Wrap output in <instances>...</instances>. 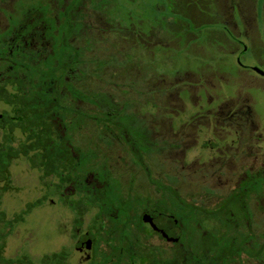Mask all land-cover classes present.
Returning <instances> with one entry per match:
<instances>
[{
	"label": "flooded vegetation",
	"instance_id": "af4514ba",
	"mask_svg": "<svg viewBox=\"0 0 264 264\" xmlns=\"http://www.w3.org/2000/svg\"><path fill=\"white\" fill-rule=\"evenodd\" d=\"M47 1L54 18L51 31L39 10L24 14L14 27L6 18L7 24L0 28L7 31L0 39L5 49L0 56V234L4 232L0 257L4 264H264L261 128L233 127L231 112L222 117L217 112H193L180 114L184 126L179 130H162L157 127L161 118L156 110L163 105L157 99H143V105L148 102L155 108L141 112L139 99H120L104 89L96 94L92 88L86 93L78 90L81 94L76 97L54 99L53 105L37 106L41 112L52 111L34 127L32 119L19 112L24 102L5 99L17 78L24 79V87L35 82L32 75L51 72L61 92L65 82L77 88L80 81H89L88 61H99L96 74L104 88L109 83L102 78V68L123 66L93 52L97 40L103 45L107 38L94 37L88 9L100 12V19L113 28L104 4L53 0L57 6L53 12L54 4ZM115 33L120 48L112 52L119 59L124 39L122 33ZM56 50H64L65 58L60 61L59 55L44 64ZM12 54L25 63L9 62ZM61 67L65 71L58 84ZM60 100L78 111L66 110ZM131 106L137 109L128 111ZM76 120L79 127L84 122L80 134L72 133ZM91 132L97 136L91 137ZM31 135H37L36 144ZM12 151L20 154L12 158ZM82 152L87 159L95 153L99 172L78 171L87 160ZM20 161L36 169L37 206L52 208L49 232L41 237L52 239L54 246L38 251L35 262L28 256H5L4 239L10 237L13 221L6 219L1 197L12 188L13 167ZM25 203L16 221L22 222L28 213L30 204Z\"/></svg>",
	"mask_w": 264,
	"mask_h": 264
},
{
	"label": "rangeland",
	"instance_id": "374dc122",
	"mask_svg": "<svg viewBox=\"0 0 264 264\" xmlns=\"http://www.w3.org/2000/svg\"><path fill=\"white\" fill-rule=\"evenodd\" d=\"M50 1L55 12L57 6ZM98 3L104 4V13L113 28L101 20L100 12H91L87 8L91 17L88 27L94 37L107 38L103 45L97 40L93 52L109 57L111 64L121 62L123 66L121 69L104 66L102 78L109 84L101 88L104 83H98L96 74L99 61L89 60L87 74L92 81L90 84L88 80L77 83L81 93L92 88L99 94L104 89L120 99H139L141 112L155 108L148 102L143 105V99H157L165 107L156 110L161 118L157 127L162 130L168 127L179 130L184 126L180 114L193 112H217L221 113L220 117L231 112L235 114L233 127L243 125L264 130V76L249 68L257 66L264 70V0H98ZM60 4L62 2L59 7ZM36 10L42 13L50 25L48 31H51L54 18L47 0H0V28L7 24L6 18L14 27L19 25L24 14ZM58 16L65 19L62 13ZM116 30L124 39V52L119 54V59L112 52L120 48ZM6 33L1 30L0 39ZM4 50V44L0 42V56ZM115 54L118 56L117 52ZM59 55L61 61L65 58V51L56 50V54L44 64L56 61ZM8 59L9 62L26 61L14 54ZM134 60L137 65L132 64ZM82 63L85 65L86 62ZM64 71L65 67H61L60 75ZM38 78L32 76V79ZM44 79L50 81L54 76L44 73ZM39 81L44 80L40 78ZM61 103L66 104V110L78 111L69 108L68 101ZM133 107L128 111L137 109ZM173 111L176 114L168 118ZM79 116H76L77 120ZM79 124V121L72 123V133L80 134L84 122L81 127ZM92 134L91 137L97 136ZM84 137H80L83 144ZM80 155L87 156L83 152ZM91 155L89 160L86 158L81 163L78 171L88 168L99 172L100 164L93 159L95 153ZM194 169L188 168L190 171ZM36 173L29 163L17 162L13 167L14 184L1 197L6 219L13 221L10 237L4 239L7 243L5 256L13 259L28 256L35 262L38 251L54 246L52 239L41 237L42 232H49L52 208L37 206ZM203 173L206 174L205 170ZM25 202L30 204V209L22 222L16 221L15 216ZM0 264H4L1 257Z\"/></svg>",
	"mask_w": 264,
	"mask_h": 264
},
{
	"label": "trees",
	"instance_id": "16d2710c",
	"mask_svg": "<svg viewBox=\"0 0 264 264\" xmlns=\"http://www.w3.org/2000/svg\"><path fill=\"white\" fill-rule=\"evenodd\" d=\"M19 64L16 63V66H18ZM20 66V65H19ZM43 72V71H42ZM44 73L43 72L41 75H37L34 74L32 76H38L39 78L36 79H32L33 84L31 85H25L24 87L22 86L23 80L24 79H20L17 78L16 79V84H13L11 87V91L10 94H8L5 99H13V102H17L18 104H21L22 102H24V106L27 109H20L19 112L22 111V115H26L28 119H32V126L37 127L38 123L40 121L43 120V114H45L46 112H51V110H46V111H39L38 109H36L37 106H40L41 104L43 105H53L54 103V99H68L69 96L71 97H76V95L81 94L77 88H70V86H72L71 84L65 82L63 84H65V87H62L61 85V92H58V88L57 86H55L56 81L55 78L53 80H46L44 79ZM49 75L53 76L52 73L50 72ZM42 78L44 79V82L41 83L39 81V79ZM61 75L59 76L58 79V84L62 83L61 81ZM71 89V90H69ZM22 99H26L25 101H22ZM38 99H41V101H39ZM60 102H62L60 100ZM26 110V111H24ZM31 138H34L32 144H36L37 143V135H31ZM20 154V151H12L11 152V156L12 158L17 157ZM49 161H52V157L49 158Z\"/></svg>",
	"mask_w": 264,
	"mask_h": 264
},
{
	"label": "water",
	"instance_id": "95a60500",
	"mask_svg": "<svg viewBox=\"0 0 264 264\" xmlns=\"http://www.w3.org/2000/svg\"><path fill=\"white\" fill-rule=\"evenodd\" d=\"M252 69H253L255 72H257L258 74L264 76V70H263V69H261V68H259V67H257V66H254Z\"/></svg>",
	"mask_w": 264,
	"mask_h": 264
}]
</instances>
